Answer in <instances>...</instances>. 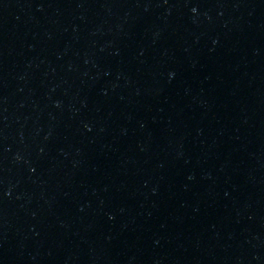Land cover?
<instances>
[{
    "label": "water",
    "instance_id": "water-1",
    "mask_svg": "<svg viewBox=\"0 0 264 264\" xmlns=\"http://www.w3.org/2000/svg\"><path fill=\"white\" fill-rule=\"evenodd\" d=\"M0 264H264V0H0Z\"/></svg>",
    "mask_w": 264,
    "mask_h": 264
}]
</instances>
